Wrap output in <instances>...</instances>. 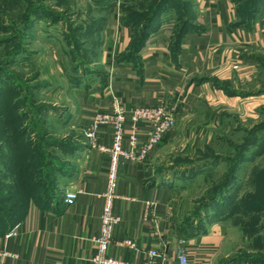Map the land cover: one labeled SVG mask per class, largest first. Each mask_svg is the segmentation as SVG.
Segmentation results:
<instances>
[{"label": "rangeland", "instance_id": "rangeland-1", "mask_svg": "<svg viewBox=\"0 0 264 264\" xmlns=\"http://www.w3.org/2000/svg\"><path fill=\"white\" fill-rule=\"evenodd\" d=\"M110 1L0 0V188L13 191L10 223L23 218L37 168L42 184L54 170L64 186L80 152L71 148L88 147L89 127L77 123L74 108L80 87L102 71ZM157 1L128 4L142 14ZM168 1L180 5L167 12L176 27L177 17L195 13V0ZM237 2L244 13L251 0ZM252 53L250 80L196 102L177 123V152L163 158L173 163L182 218L204 229L222 225L216 264H264V50Z\"/></svg>", "mask_w": 264, "mask_h": 264}, {"label": "crops", "instance_id": "crops-1", "mask_svg": "<svg viewBox=\"0 0 264 264\" xmlns=\"http://www.w3.org/2000/svg\"><path fill=\"white\" fill-rule=\"evenodd\" d=\"M125 1L115 0L108 9L100 59L102 71L96 72L94 84L87 86L86 91L81 87L78 90L83 96L76 103L74 118L85 128L97 113H113L118 106L123 107L127 147L133 133L131 116L137 108L167 104L174 109L178 123L196 102L220 95L216 82L250 80L255 72L252 50H264V11L244 19L237 0H195L193 27L175 51L172 37L176 23L165 13L140 51L125 58L133 37L122 11ZM177 129L165 135L144 161L120 158L118 197L113 207L120 221L113 229L108 248V254L118 260L142 263L150 249L162 248L161 242L166 245L172 264L181 251L188 254L193 264H216L218 260L222 225L213 222L205 232H199L196 224L193 228L185 224L187 218L180 213L183 201L177 193L179 184L175 177L171 178L173 163L163 160L177 152ZM203 133L202 130L200 135ZM137 135L140 142L147 139L145 123L138 125ZM112 141L113 127L103 126L98 143L110 146ZM76 155L73 179L63 186V197L71 189L81 190L76 203L67 205L63 198L42 207L31 202L19 222L18 237L8 240L4 237L7 233L0 234V249L16 254V258L0 257V264H94L110 157L92 147H85ZM148 201L155 202L153 209L147 207ZM192 203L190 200L189 205ZM126 240L134 241L136 248L120 244Z\"/></svg>", "mask_w": 264, "mask_h": 264}, {"label": "built area", "instance_id": "built-area-1", "mask_svg": "<svg viewBox=\"0 0 264 264\" xmlns=\"http://www.w3.org/2000/svg\"><path fill=\"white\" fill-rule=\"evenodd\" d=\"M126 112L123 107L118 106L113 113L99 112L96 114L92 123L85 133V145L92 148H98L110 157L107 173V190L104 192L105 205L101 216V228L96 238L97 251L93 257L94 264H128L118 260L108 254V248L112 243V233L120 218L114 214V201L118 197L117 187L119 181V163L120 158H127L134 161H144L148 153L157 146L163 137L172 133L177 126V116L174 109L167 104L141 106L134 110L131 121L133 133L128 140V146L125 145V122ZM145 123L148 127V137L144 142L138 139V125ZM111 125L113 127V141L110 146L98 143V134L103 126ZM80 189L70 190L63 197L67 205L76 203ZM147 207L153 209L155 202L148 201ZM20 232V223L16 224L4 237L11 239L18 237ZM120 244H125L131 248H136V243L132 240H126ZM162 248L150 249L147 252V259L138 264H172L166 245L161 242ZM0 257L16 258V254L7 248L0 249ZM177 261L173 264H193L187 253L181 251L177 255ZM1 264H5L4 262Z\"/></svg>", "mask_w": 264, "mask_h": 264}, {"label": "trees", "instance_id": "trees-1", "mask_svg": "<svg viewBox=\"0 0 264 264\" xmlns=\"http://www.w3.org/2000/svg\"><path fill=\"white\" fill-rule=\"evenodd\" d=\"M133 1H138V0H126L122 4V11L125 16V21L126 23L131 26L133 30V37H132V45L130 48V52L124 56L125 58H130L135 54V52L140 51L142 48V45L146 40L150 37L152 31H154L155 27L159 24L160 19L162 16L167 13L170 8H175L178 10L180 5L175 4V6H170L168 0H158L157 3L150 9L147 8L145 9L144 13L140 14L136 11H134L132 8L129 6V2ZM115 0H111L109 3V7L113 5ZM241 3V2H240ZM264 11V0H251L250 5L248 6L247 10L243 13L241 12V15L244 19H252L255 16H258ZM184 16V15H183ZM195 16V13L193 14L192 17H177V21L180 20L182 21L180 26H177L174 32V35L172 37V49L175 51L179 44H181V40L184 37V35L192 29V20ZM244 21L241 22L243 24ZM178 25V24H177ZM231 83H224L221 84L219 82H216L215 85L218 88H223L225 89L226 87L230 88ZM85 145V144H84ZM82 145L76 144L74 145L71 149L72 150H81ZM34 164V162H33ZM41 171V168H37L33 174L34 176H31L33 179V188H32V195L28 198L27 204V209L24 213L26 214L28 207L31 202L37 203L39 206L42 207H48L53 203L59 202L60 200L63 199V186L59 185L60 178L57 176L58 174L55 173L54 175V170L50 172L49 178L45 184H42L41 181L44 183V179L38 177V172ZM236 169L233 171L235 172ZM68 173V172H67ZM46 174H48L46 172ZM66 173L64 174V176ZM13 191L11 190V187L5 185V187L0 188V234H5L9 232L16 224V223H10L9 217L13 214L15 211V208H9L8 204L9 201L11 200V193ZM216 194H212L211 200L215 199ZM23 215V217H24ZM185 224L195 227L194 222H191L189 218L185 220ZM196 229H198L199 232H205L206 228L204 229V224H196ZM188 232V229H185V233Z\"/></svg>", "mask_w": 264, "mask_h": 264}, {"label": "bare ground", "instance_id": "bare-ground-1", "mask_svg": "<svg viewBox=\"0 0 264 264\" xmlns=\"http://www.w3.org/2000/svg\"><path fill=\"white\" fill-rule=\"evenodd\" d=\"M221 216V215H220Z\"/></svg>", "mask_w": 264, "mask_h": 264}]
</instances>
